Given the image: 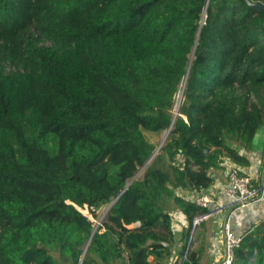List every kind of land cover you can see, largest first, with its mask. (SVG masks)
Wrapping results in <instances>:
<instances>
[{"label": "trees", "instance_id": "1", "mask_svg": "<svg viewBox=\"0 0 264 264\" xmlns=\"http://www.w3.org/2000/svg\"><path fill=\"white\" fill-rule=\"evenodd\" d=\"M248 1L264 4L0 0V264L170 262L164 202L186 243L206 210L176 191L209 189L227 160L250 167L264 127V12ZM173 121L124 190L156 151L144 132ZM235 264H264V222Z\"/></svg>", "mask_w": 264, "mask_h": 264}, {"label": "crops", "instance_id": "2", "mask_svg": "<svg viewBox=\"0 0 264 264\" xmlns=\"http://www.w3.org/2000/svg\"><path fill=\"white\" fill-rule=\"evenodd\" d=\"M260 133V132H259ZM259 136V134H258ZM261 140H256L252 151L244 152L250 160V167H239V169L253 179H264V152L261 149ZM233 166V163L226 161L222 168L212 170L210 176L213 178V185L206 190L198 192L196 190L180 189L178 196L186 198L194 202V198L200 193L216 192L219 195L218 200L224 205L228 203V200L221 196L222 190L228 184V171ZM173 217V233L175 237V243L173 245L172 257L168 264H178L180 253L183 249L185 240L183 239L184 232L189 227L188 221L184 218L181 211L177 209L175 212L178 218L171 214ZM224 213L217 215L210 221L203 224L197 230L194 242L193 253L196 256L198 264H219L224 247V238L222 231V220ZM264 222V200L260 203L254 204L247 209L235 215L233 229L237 235L244 236Z\"/></svg>", "mask_w": 264, "mask_h": 264}, {"label": "built area", "instance_id": "3", "mask_svg": "<svg viewBox=\"0 0 264 264\" xmlns=\"http://www.w3.org/2000/svg\"><path fill=\"white\" fill-rule=\"evenodd\" d=\"M180 163L177 160L174 164L183 169V165ZM221 196L228 200L226 205L218 200L219 195L216 192L200 193L194 198V203L205 209L206 212L193 219L183 256L179 260L180 264L187 262L193 252L195 236L199 227L221 213H224L222 220L224 247L219 264H235L236 250L241 246L243 240V236L237 235L233 229L235 215L264 200V179H253L233 164L229 168L228 184L222 190Z\"/></svg>", "mask_w": 264, "mask_h": 264}, {"label": "rangeland", "instance_id": "4", "mask_svg": "<svg viewBox=\"0 0 264 264\" xmlns=\"http://www.w3.org/2000/svg\"><path fill=\"white\" fill-rule=\"evenodd\" d=\"M10 70H11L10 68L7 69V71H10ZM259 132H260L259 133V136H257V139L256 140L258 142H259V140H261L260 145H261V149L264 152V127ZM168 133H169L168 131H165V132H162V133H151V132H146L145 131L144 132V135H145V137L147 138L148 141H150L151 143H153L156 146V151L155 152H157V150H158L159 146L162 144V142L165 140L163 142V144H162V147H163V145L165 144L166 140L168 139V137H169V134ZM160 150L156 153L155 157L159 154ZM162 162L164 163L165 169H169L170 168L171 162H170V160L168 159L167 156H164ZM146 168H140V170L137 173V175H138L137 179H141L143 177ZM176 192L180 193L181 191L180 190H177ZM109 208H110V205H107V206L102 207L100 210H98L97 211V216H98L97 219H94L93 217H91V219L95 223V231L94 232H96L99 229V227L101 226V222L104 219V217L106 216V214L108 213ZM163 208L169 210L174 215H175V212L177 211V208L173 204L172 201H166V202H164ZM84 213L86 215L88 214L87 211H84ZM176 217L178 218L179 216H176ZM103 233H104V231L101 230L100 231V234H103ZM97 260H98V264H103L102 262H100V260L98 258H97Z\"/></svg>", "mask_w": 264, "mask_h": 264}, {"label": "water", "instance_id": "5", "mask_svg": "<svg viewBox=\"0 0 264 264\" xmlns=\"http://www.w3.org/2000/svg\"><path fill=\"white\" fill-rule=\"evenodd\" d=\"M248 4L250 5V6H252V7H255V8H257L258 10H260V11H262V12H264V4H262V3H251L250 1H248ZM183 94H184V92H182V94H181V96H180V98H179V102H178V106H177V109H176V112H175V118H174V121H175V119H176V117L177 116H179V108H180V106H181V104H182V101H183ZM174 121H173V123H172V125H171V127H170V129L168 130V134H170V131H171V129H172V126H173V124H174ZM165 141V140H164ZM163 141V142H164ZM163 142H162V144H163ZM162 144L159 146V148H158V150H157V152L161 149V147H162ZM157 152H155L154 154H153V156L150 158V160L146 163V165L143 167V168H146L150 163H151V161L154 159V157H155V155H156V153ZM137 177H138V175L136 174V176L134 177V179L125 187V189L124 190H126L136 179H137ZM117 201V200H116ZM115 201V202H116ZM115 202L114 203H112L111 205H110V208H109V210L113 207V205L115 204ZM109 210H108V212H109ZM92 237H93V235L91 236V238H90V240H89V243L91 242V239H92ZM89 245V244H88ZM82 262L83 261H81L80 262V264H82Z\"/></svg>", "mask_w": 264, "mask_h": 264}]
</instances>
